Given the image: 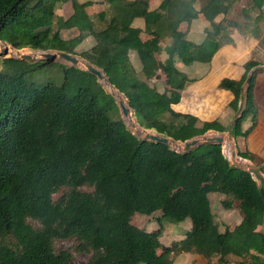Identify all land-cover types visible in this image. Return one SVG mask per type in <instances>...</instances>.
<instances>
[{"label":"trees","instance_id":"16d2710c","mask_svg":"<svg viewBox=\"0 0 264 264\" xmlns=\"http://www.w3.org/2000/svg\"><path fill=\"white\" fill-rule=\"evenodd\" d=\"M195 1L163 0L150 11L149 0H106L114 32L120 33L114 36L108 30L96 31L77 0H0V41L14 50L1 43L0 49L18 56L21 52L15 50L44 46L84 59L92 48L110 43L111 54L91 64L105 75L111 94L120 101L119 94L124 97L140 127L182 144L209 132L238 140L245 136L243 120L257 115L253 88L261 69L254 61L244 65L241 79L219 85L233 95L229 107L237 118L229 127L171 109L191 82L176 68V61L207 63L216 50L211 40L194 45L178 30L182 22L196 18ZM66 3L71 14L56 17L55 8ZM263 4L264 0H252L253 9ZM226 11L219 0H206L200 12L211 21ZM137 18L144 21V29L132 27ZM70 29L80 35L60 40V31ZM141 33L149 39L143 41ZM81 35L93 38L91 48ZM164 38H170V44L165 48L167 59L160 62L157 55ZM51 63L0 60L6 67L0 70V264H72L68 251H55L54 242L59 240H73L78 253L89 255L87 264H175L185 252L209 261L215 258L217 264H228L231 255L239 264H264V232L259 231L264 223V186L246 169L231 165L220 144L200 143L177 151L139 139L105 92L100 97L89 88H79L69 95L66 83L37 86L25 80L29 67ZM60 66L66 79L79 70ZM158 72L165 77L163 92L139 78L143 74L150 80ZM111 109L118 115L115 120L108 116ZM235 147L238 156L260 173L261 163ZM59 191L62 194L54 201L52 196ZM212 194L223 196L226 210L234 208L238 196L249 199L248 206L236 207L242 220L234 228L220 231ZM158 212L169 222L191 224L185 238L162 254L158 253L161 229L148 232L131 223L135 214Z\"/></svg>","mask_w":264,"mask_h":264},{"label":"crops","instance_id":"0c3cea01","mask_svg":"<svg viewBox=\"0 0 264 264\" xmlns=\"http://www.w3.org/2000/svg\"><path fill=\"white\" fill-rule=\"evenodd\" d=\"M162 1L149 0V10H156ZM219 2L227 6V11L217 14L213 20L209 21L200 12L206 0H196L192 4V8L198 13L196 18L190 23L182 22L178 28L180 32L186 34L188 42L199 45L208 39L216 44V50L207 63L194 62L184 65L176 61V68L185 73L191 82L181 91L180 102L172 104L171 109L175 113L192 115L201 122L218 120L223 126L229 127L237 118L229 107L233 95L221 89L219 85L224 80L241 79L244 65L249 61L256 62L257 68L261 69L255 76L253 88L257 115L254 118L249 117L243 120L244 137L235 140L229 134H223L231 139L234 146L252 154L261 163L260 174L264 177V4L261 9L257 10L252 8V0H219ZM132 27L144 29V21L137 18L133 21ZM145 35L143 33L140 35L143 41L146 40L143 38ZM90 39L94 44L93 38ZM169 44L170 38H164L161 41L162 51L157 55L158 61L164 62L167 59L165 48ZM130 59L132 64L138 68L139 62L134 54L130 55ZM139 78L145 80L143 74H139ZM153 81L157 91L163 92L166 87L164 75L158 72ZM207 134L219 133L209 132ZM210 198L220 204L223 196L212 194ZM239 223L240 221L237 225Z\"/></svg>","mask_w":264,"mask_h":264},{"label":"rangeland","instance_id":"374dc122","mask_svg":"<svg viewBox=\"0 0 264 264\" xmlns=\"http://www.w3.org/2000/svg\"><path fill=\"white\" fill-rule=\"evenodd\" d=\"M80 4H84V9L88 15V17L91 19V21L94 23V27L96 31H103L105 32L108 30L110 32V35H118L120 36L116 30L117 33L114 32V26L113 23L110 22V19L112 18V15L108 13L111 12L108 9V4L106 3V0H77ZM72 12L71 6L69 3L66 4H58V6L55 8V15L56 17H68ZM107 12V13H103ZM118 27V26H116ZM119 29V28H118ZM107 31V32H108ZM80 35L76 30L70 29V30H61L59 33V39L60 40H67L72 37ZM82 40L87 43L89 48L93 46L91 43V37L90 35H81L80 36ZM143 38L147 39V36H143ZM149 39V37H148ZM109 40V39H108ZM1 44L5 45L6 47H9L12 49V47L6 43H3L0 41ZM90 44V45H89ZM14 50V49H13ZM21 52L20 55H30V56H36L33 61H30V63H37L38 61H43L41 58L42 53H57L60 52L53 48H46L41 47L37 49H32L30 47H25L20 50H15ZM112 47L110 43H106V45H102L96 48H92L89 50V52L86 54L85 58H81L78 55H75L81 63H88L91 64V62L97 58L102 57L104 55L111 54ZM2 59H18V56H8L6 55L4 57H0V60ZM29 62V61H28ZM60 65H66L68 67H74L79 70H74L72 75L69 76L66 79L64 71L61 69ZM92 65V64H91ZM94 67V66H93ZM96 68V67H95ZM5 70L6 67L0 64V70ZM82 71H86L85 66L82 64H78L76 66H73L71 63L66 62L65 60L61 58H57L51 63L50 65H46L41 68L37 67H29V69L26 71L24 78L28 82H32L36 84L37 86H42L48 83L60 86L66 83L68 93L69 95L75 94L79 88H89L90 91L97 93L100 97H105L104 94L110 95L113 100L115 101L116 105L119 99L115 98L113 94L108 90L107 86H105V79L99 80L94 75H89L86 73H83ZM87 72V71H86ZM104 75V74H103ZM150 86H154L155 82L153 81V78L148 80L145 78V80ZM112 88V87H111ZM113 89V88H112ZM114 90V89H113ZM117 92L116 90H114ZM105 92V93H104ZM118 93V92H117ZM119 94V93H118ZM124 103L125 106L126 100L124 97L119 94ZM118 106V105H117ZM119 109V107H118ZM131 113L128 116H123L120 109L119 113L120 116L126 125V127L139 139H146L147 135H156V136H162L155 130H146L139 126V123H137L136 117L134 116V113L129 110ZM109 118L115 120L118 118V115L116 114L115 109H111L108 111ZM129 117L131 119H129ZM223 137L225 136L228 140V147L232 146L233 149L236 150V147L234 146L233 142H231V139L224 135L223 133L220 134H206L202 137ZM164 137V136H163ZM199 142L201 141V137L195 138ZM193 139V140H195ZM190 142V141H188ZM187 143V142H186ZM185 144L175 142V145L173 143H170L169 146L171 148H179V151H182L180 147L184 146ZM181 149V150H180ZM241 168L246 167H254L249 164V162H245L241 165H239ZM255 168V167H254ZM62 194V191L57 192L52 196L53 200L56 201ZM239 200L234 201V208L230 210H226L222 207L221 203L219 204L218 201H215V199L212 201V209L215 216V222L217 226L219 227L220 231H223L224 227L227 226V228L232 229L234 228V224L237 225V222H241L242 220V214L240 211L236 208L238 204H242L245 206L249 205V199L245 195L238 196ZM32 222V221H31ZM131 223L139 228H143L148 232L157 231L161 229L162 234L160 237L161 242V248L158 249V253L162 254L163 251L169 249L172 247V244L175 242H178L180 240H183L185 238V233L190 230L191 224L189 220H186L182 223H173L169 222L166 219L162 218V213L158 212L153 215H140L135 214L133 218L131 219ZM33 225L37 226L36 223L32 222ZM259 231L264 232V223L263 226L259 228ZM54 249L56 252L60 251H68L71 255V263L72 264H87L89 255L88 254H82L78 253L75 250V242L73 240H59L54 242ZM211 261L207 260L203 255L194 253V252H185L180 256H177L175 258V264H217L216 259H210ZM238 258H235L234 256L228 257V264H239Z\"/></svg>","mask_w":264,"mask_h":264},{"label":"water","instance_id":"95a60500","mask_svg":"<svg viewBox=\"0 0 264 264\" xmlns=\"http://www.w3.org/2000/svg\"><path fill=\"white\" fill-rule=\"evenodd\" d=\"M17 53H19V51H17ZM6 55H7V48H3V49L1 48L0 49V57L5 58ZM40 56L44 61H54L57 58H61V59L65 60L66 62L71 63L73 66H76L80 63V60L77 57L72 56V55L67 54V53H64V52L42 53ZM18 59L22 60V61H29L30 62V61H33L34 57L30 56V55H18ZM38 62H40V61H38ZM83 64L86 68V71L89 72L90 74L94 75L95 77H97L99 80H102L103 77L105 78V75H103L101 70L93 67L91 64H88V63H83ZM107 82H108V80H107ZM249 82H250V79L247 78L245 81V86ZM108 84H109V82H108ZM117 105H118L122 115L127 116V114L129 113V108L127 106H125V103L123 101H118ZM146 140L153 141V142L158 143V144L169 145L170 143H173L175 145V142L172 139L167 138V137H163V136L147 135ZM200 143H216V144L221 145L222 138L219 136L201 137L200 142L196 139L191 140L190 142L185 143V145L183 147V151H187V150L191 149L192 147H194ZM247 171L252 175V177L259 184L264 186V177L254 167L248 168Z\"/></svg>","mask_w":264,"mask_h":264},{"label":"built area","instance_id":"2783aa9c","mask_svg":"<svg viewBox=\"0 0 264 264\" xmlns=\"http://www.w3.org/2000/svg\"><path fill=\"white\" fill-rule=\"evenodd\" d=\"M222 138V143H221V152L224 155V157L228 160V162L233 165L239 167V165L248 162L247 160L241 158L238 156L237 152L235 149H233L232 146L228 147V140L226 139L225 136L221 137ZM183 147H180L183 151ZM175 149V148H174ZM180 149V150H181ZM175 150L179 151V148H176ZM250 164V163H249ZM249 167H246L245 169L247 170Z\"/></svg>","mask_w":264,"mask_h":264},{"label":"bare ground","instance_id":"6f19581e","mask_svg":"<svg viewBox=\"0 0 264 264\" xmlns=\"http://www.w3.org/2000/svg\"><path fill=\"white\" fill-rule=\"evenodd\" d=\"M7 53H8V49H7ZM33 57H34V56H33ZM79 64L81 65V64H83V63L80 62ZM103 79H104V77H103ZM103 79H102V80H103ZM128 115H129V113L127 114V116H128Z\"/></svg>","mask_w":264,"mask_h":264}]
</instances>
